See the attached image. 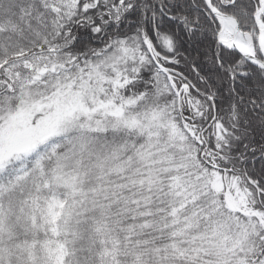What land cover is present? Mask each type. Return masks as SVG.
<instances>
[{
    "label": "snow or ice",
    "instance_id": "obj_1",
    "mask_svg": "<svg viewBox=\"0 0 264 264\" xmlns=\"http://www.w3.org/2000/svg\"><path fill=\"white\" fill-rule=\"evenodd\" d=\"M0 264H264V0H0Z\"/></svg>",
    "mask_w": 264,
    "mask_h": 264
}]
</instances>
